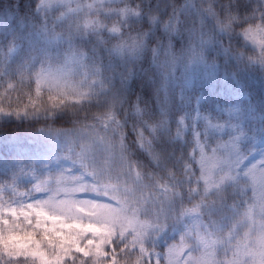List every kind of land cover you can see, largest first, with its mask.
<instances>
[{
	"label": "snow or ice",
	"instance_id": "1",
	"mask_svg": "<svg viewBox=\"0 0 264 264\" xmlns=\"http://www.w3.org/2000/svg\"><path fill=\"white\" fill-rule=\"evenodd\" d=\"M13 7L0 114H66L78 168L0 181V264H264V0Z\"/></svg>",
	"mask_w": 264,
	"mask_h": 264
},
{
	"label": "trees",
	"instance_id": "2",
	"mask_svg": "<svg viewBox=\"0 0 264 264\" xmlns=\"http://www.w3.org/2000/svg\"><path fill=\"white\" fill-rule=\"evenodd\" d=\"M13 3L15 0H0V4L3 5L0 7V24L16 23L19 9L14 8ZM245 91L250 94L254 102L259 103L261 99H264V81L258 77H250ZM15 96L14 93L13 100ZM29 112L32 113L33 110L30 108ZM64 115L66 114L59 111L55 116L41 112L19 118L15 115L0 114V181L11 180L21 184L25 182L27 171L37 165L36 154L45 153L49 147L54 148L60 155L70 154L76 141L72 135L71 122H63ZM47 133L49 136L46 135ZM227 138V136L224 137V139ZM23 149L25 152H22ZM240 149L242 153H246L245 158H247L255 154L258 148L249 150L245 141L240 145ZM21 165L28 168L24 170ZM194 168H198V165ZM249 192L251 193V189ZM196 202V200L192 203L186 201L185 206L192 207ZM189 223L195 225L197 221L190 219ZM177 240L179 241L178 238Z\"/></svg>",
	"mask_w": 264,
	"mask_h": 264
},
{
	"label": "rangeland",
	"instance_id": "3",
	"mask_svg": "<svg viewBox=\"0 0 264 264\" xmlns=\"http://www.w3.org/2000/svg\"><path fill=\"white\" fill-rule=\"evenodd\" d=\"M46 135L49 136L47 133ZM243 141L241 144H243ZM22 152H25L23 149ZM34 158V157H33ZM36 158V166L30 168L27 171V179L25 181L29 182L30 184H35L37 180L47 177L51 174H58L66 169H77L78 165L74 163L72 159H69V155H60L59 153L55 152L54 148L49 147L45 153L38 152L35 156ZM257 158H254V155L248 157L247 159H243L239 165L240 168L247 170L250 168L252 164L257 162ZM22 169H27L28 167L25 165H21ZM259 179V177H258ZM175 243H179V241H174ZM163 251H167L164 248ZM163 264V262H162Z\"/></svg>",
	"mask_w": 264,
	"mask_h": 264
}]
</instances>
